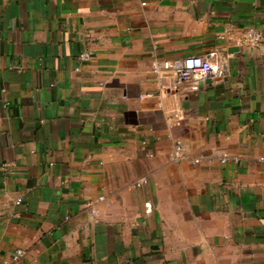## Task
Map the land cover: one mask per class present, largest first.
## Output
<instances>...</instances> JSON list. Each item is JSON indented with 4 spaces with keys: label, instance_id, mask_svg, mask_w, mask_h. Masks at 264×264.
Here are the masks:
<instances>
[{
    "label": "crops",
    "instance_id": "obj_1",
    "mask_svg": "<svg viewBox=\"0 0 264 264\" xmlns=\"http://www.w3.org/2000/svg\"><path fill=\"white\" fill-rule=\"evenodd\" d=\"M261 156L264 0H0V264H264Z\"/></svg>",
    "mask_w": 264,
    "mask_h": 264
},
{
    "label": "built area",
    "instance_id": "obj_2",
    "mask_svg": "<svg viewBox=\"0 0 264 264\" xmlns=\"http://www.w3.org/2000/svg\"><path fill=\"white\" fill-rule=\"evenodd\" d=\"M260 34L254 31H248L245 35V39L254 42H257L260 39ZM91 58V53L89 51H84L80 53L78 56V60L81 63L87 62ZM172 71V78L169 83L164 82V75H162L166 71ZM152 72L161 78L163 84L162 87L164 89L174 88L176 90H180L191 86L197 83L198 80L206 78L212 75L223 76L227 72L226 62H220L216 65L214 64L211 56L207 55H190L180 59L173 60H162L157 61L152 68ZM146 96H150V94H146ZM9 104V103H6ZM184 146L181 142L177 143L175 150V160H179L184 155ZM229 155H225L222 157V162H226L229 159ZM260 161L264 163V156L260 157ZM200 158H195L193 163H199ZM148 182V178L143 177L135 182L136 186H141ZM102 198V197H101ZM152 207L148 206V210H151ZM94 211V210H92ZM67 219L69 217H66ZM24 254L23 249H17L14 255V260H17Z\"/></svg>",
    "mask_w": 264,
    "mask_h": 264
}]
</instances>
